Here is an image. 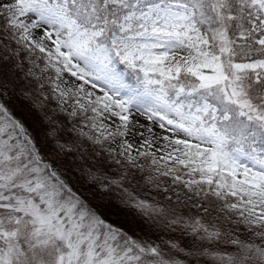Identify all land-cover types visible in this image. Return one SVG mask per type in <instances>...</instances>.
I'll return each mask as SVG.
<instances>
[{
  "label": "snow or ice",
  "instance_id": "1",
  "mask_svg": "<svg viewBox=\"0 0 264 264\" xmlns=\"http://www.w3.org/2000/svg\"><path fill=\"white\" fill-rule=\"evenodd\" d=\"M0 264H264V0H0Z\"/></svg>",
  "mask_w": 264,
  "mask_h": 264
},
{
  "label": "trees",
  "instance_id": "2",
  "mask_svg": "<svg viewBox=\"0 0 264 264\" xmlns=\"http://www.w3.org/2000/svg\"><path fill=\"white\" fill-rule=\"evenodd\" d=\"M113 219H115V216H113Z\"/></svg>",
  "mask_w": 264,
  "mask_h": 264
}]
</instances>
